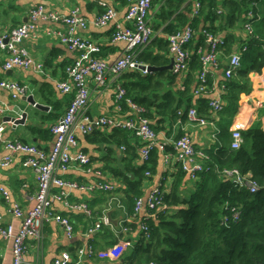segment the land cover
<instances>
[{
    "label": "crops",
    "instance_id": "crops-1",
    "mask_svg": "<svg viewBox=\"0 0 264 264\" xmlns=\"http://www.w3.org/2000/svg\"><path fill=\"white\" fill-rule=\"evenodd\" d=\"M164 1H153L148 13V23L153 27L156 38L162 36L167 39L169 34H165L163 30L165 24L158 17ZM128 2V0H0V32H8L25 23L28 20L29 12L37 5H42L48 11L62 16H67L72 10L77 9L80 17L85 20L86 26L78 28L76 32L81 38L98 43L100 54L97 57L112 64L126 50L125 43L113 41L111 38L116 29L122 30L127 27L124 17ZM258 2L253 4L257 14L264 13V6H259ZM195 3L196 0H192L188 12H182L187 18L186 23L182 25L183 28L190 26V19L195 17L193 14ZM103 5L112 8L115 17L106 26L97 27L93 22L95 17L102 13ZM208 24V22L203 24L202 21H199L198 28ZM214 25L217 26V22ZM64 29L65 24L61 21H38L35 29L36 35L23 40L19 45L27 51L36 65L41 66L39 69L19 67L10 70L4 69V62L9 58V53L0 49V78L14 81L25 87L24 91L16 95L15 98L10 91H0V123H7L0 142V156L10 153L4 148L5 141H18L36 146L47 153L50 152L54 142L50 128L64 115L73 97L70 92L63 94L59 91L57 83L66 82V67L71 65L78 56L76 52L70 51L60 42L57 33L63 32ZM217 34L224 40L227 38L228 43L231 42V50L229 53L223 54L222 47L220 48L219 66L210 69L206 78V85L209 80L210 86H207L208 89L203 92L195 93V90L193 92L194 105L200 98L207 100V109L199 113L200 117L206 119V125L201 126L188 121L181 127L177 124L170 129L166 121L163 127L167 132L171 130V133L166 135L164 131L156 132L159 141H173L177 129H181L183 134H187L191 138L195 149L201 151L209 146L212 148V144L216 143L219 146L229 145L232 131H240L243 135L250 128L264 129V68L259 76L237 78L238 81L246 85L247 88L244 91L228 87L227 80L231 78L226 79L224 76L230 55L239 54L241 59L243 49L246 50L244 44L248 33L241 24H238ZM203 42L207 49L205 39ZM226 48H229V44ZM167 57L169 64L164 67L165 69H168L169 65L172 67L169 51ZM138 72H126L123 76L117 77L118 79L107 75L105 84L101 87H97L94 81L89 78L87 80L88 115L121 122L125 117L130 116L129 107L125 102L123 104L127 110H123L122 104L120 111L117 110L115 86H120L125 90L123 84H129L133 80L132 75ZM128 73L129 75H127ZM141 75L143 74L141 73ZM235 75L236 72L233 76ZM211 102H219L221 110L212 113ZM16 111L26 113L23 124L14 125L12 122L3 121L6 117L18 119ZM148 120L150 124L154 125L149 118ZM220 123L222 129L217 126ZM113 129L117 128L104 129L97 126L90 134H77L78 150L88 156L89 168L71 164L65 172H59L57 175L62 179L80 184L110 183L115 186V190L104 192L96 188L90 192L65 191L68 196L61 197L60 200H51V213L68 219L72 235L68 237L64 228L52 219L46 221L41 240L34 242L28 239L25 242V264H52L61 253H67L72 264H125L124 258L129 249H132L134 244L140 240L146 241L140 232V226L146 214L144 212L136 214L133 209L132 215L126 216L122 201L124 200V187L113 172V170H124L129 164H141L132 156L134 154L132 151L137 153L140 142L130 131H123L125 129L113 131ZM127 157L131 158L130 162L126 161ZM24 158L23 154L15 153L12 162L7 167L0 168V190L7 191L10 198L7 202L0 194V223L3 226L12 225L15 230L19 221L11 213V204L17 203L26 213L32 207L37 185L33 171L22 166ZM177 169L178 166L175 163L168 165L162 163L159 153L151 177H145L142 182V196H147L159 186L168 192L173 182L172 175ZM97 171L100 172V176L95 174ZM194 180L196 179L185 177L182 187L179 189L183 196L188 197V193L195 189H193ZM60 192L61 189L53 187L51 196H58ZM80 202L88 206L91 211L90 217L70 208ZM179 208L170 206L169 210L173 213ZM102 215H106L107 220L109 215L111 222L102 223L100 228L94 231V226ZM132 225H135V228H132ZM88 247L91 248V252L83 255L78 261V251ZM11 263L10 244L0 238V264Z\"/></svg>",
    "mask_w": 264,
    "mask_h": 264
},
{
    "label": "trees",
    "instance_id": "trees-1",
    "mask_svg": "<svg viewBox=\"0 0 264 264\" xmlns=\"http://www.w3.org/2000/svg\"><path fill=\"white\" fill-rule=\"evenodd\" d=\"M257 1L260 0H196L199 11L189 22L195 35L184 44L189 53L188 73H173L169 68H164L169 64V59L167 39L162 36H154L140 51L138 60L156 70L144 76L140 72L135 73L133 80L123 86L126 97L145 109V116L154 124L150 125L155 132L164 131L168 135L171 130L167 132L163 127L166 121L170 129L177 124L181 127L188 122L187 111L190 108L197 106L198 116L200 111L207 109L206 99L196 100L195 105L193 102V92L199 85L198 74L201 70L197 49H206L204 32L218 36L217 33L228 28L238 24L245 28V24L249 23L250 31L245 28L248 33L244 44L246 50L242 51L236 75L227 80V86L244 91L246 85L237 78L262 74L264 17L261 13L257 14L253 6ZM191 3L192 0L163 2L158 17L165 24V34L183 28L187 18L182 12H188ZM199 21L209 24L198 28ZM223 41V54L229 53L231 42L228 43L227 38ZM207 86H210L209 80ZM122 108L127 110L123 103ZM118 130L123 129H113ZM183 133L177 129L174 140ZM243 137L245 143L239 149H232L229 142V145L209 146L201 150L207 155V160L204 169L193 181L195 189L188 193V197L179 192L188 175L178 166L163 201L169 207L180 208L145 221L150 237L146 241L136 242L129 249L124 258L125 264H264V129L250 128L243 133ZM166 150L171 151V146L168 145ZM132 152L134 160L136 158L139 162L136 151ZM158 158L157 149L152 148L149 166L129 164L124 170H113L124 187L122 201L126 216L132 215L135 200L142 196L145 171L150 170L152 174ZM126 161L130 162L131 158L127 157ZM224 169H236L240 174L248 175L257 183V192L251 194L245 187L238 188L230 180L222 178L220 174ZM231 206L237 207L240 212L237 221L231 218L228 210ZM224 218L227 220L224 221Z\"/></svg>",
    "mask_w": 264,
    "mask_h": 264
},
{
    "label": "built area",
    "instance_id": "built-area-1",
    "mask_svg": "<svg viewBox=\"0 0 264 264\" xmlns=\"http://www.w3.org/2000/svg\"><path fill=\"white\" fill-rule=\"evenodd\" d=\"M51 1V0H47ZM95 1V0H93ZM125 14L126 28L116 29L112 35L113 41L125 43V52L118 57L112 64L100 59V46L98 43L84 39L76 32L78 28H85L86 22L80 17L77 9L72 10L67 16L58 15L48 11L46 7L37 5L28 14L25 23L11 29L8 32H0V49L9 53V58L4 62V69L10 70L15 67L25 69H39L31 60L27 51L20 47L21 42L29 37L36 35V23L38 21L53 22L61 21L65 24V29L57 33L59 40L70 51L77 53V58L73 63L66 67V82L57 83V88L63 94L73 95L64 115L51 126L50 131L54 137V142L50 152L18 141H5L4 148L10 153L0 156V168L7 167L13 159V154L21 153L25 156L22 166L33 171L36 177V191L33 197L32 207L25 213L17 203L11 204V213L18 219V226L15 230L12 225L3 226L0 223V238L8 241L12 253L11 264H25L26 240L30 239L39 242L43 234L44 223L50 219L60 224L68 237L72 235V228L67 218L58 214L51 213V200H60L61 197L68 196L65 191L80 190L93 191L96 188L104 192H113L115 186L110 183L99 184H80L58 177L59 172H65L71 164H76L82 168H89L90 160L85 153L78 150L77 134H90L97 126L104 129L118 128L130 131L140 142L137 149L138 161L149 166L150 152L156 148L162 157V163L177 164L190 179H196L198 173L205 167L207 155L195 149L191 138L184 134L173 141H159L157 133L150 125L148 118L144 116L145 109L138 106L125 95V90L120 86H115V100L117 110L120 111L123 102L129 107L131 115L121 121L110 118H94L88 115L89 92L87 80L91 78L97 87L105 84L106 76L110 75L118 79L126 72L139 71L147 75L150 71L146 65L138 60V54L154 36V31L149 26L147 16L154 0H128ZM104 11L95 17L93 24L97 27H104L114 19L115 12L110 7L103 5ZM199 4L196 2L193 7L194 16L198 14ZM250 31V26L245 27ZM207 49L202 47L197 49V54L201 62V70L198 74L199 85L195 93L207 90L206 78L209 70L218 66L220 48L224 45L221 37L213 35L211 32H204ZM195 31L191 27L178 29L167 37L169 58L172 60L171 71L173 73H187L189 64V53L184 48L185 43L192 39ZM245 49H243L244 51ZM240 62L239 54H232L227 62L224 71L226 79L233 77ZM118 77V78H117ZM25 87L18 85L14 81H6L0 78V91L7 90L12 92L13 98L24 91ZM211 112L221 110L219 102H211ZM189 122L198 125H206V119L197 115L195 108L187 111ZM7 123H0V142ZM244 144V138L240 131H232L230 135V147L239 149ZM170 145L172 150L167 151ZM123 149V148H121ZM100 176V172L95 173ZM144 176L151 177L150 170L145 171ZM220 176L230 180L238 188L245 187L249 193L257 192L258 185L248 175H242L236 169H224ZM53 187L61 189L60 195L51 196ZM165 191L161 186L153 189L147 196L139 197L135 200L134 211L136 214L144 212L146 215L142 220L140 232L145 240L150 237L149 227L146 220L154 218L158 214L170 213L169 206L164 201ZM3 199L9 202L8 192L0 190ZM74 211H80L85 216L90 217L91 211L88 206L80 202L70 207ZM233 221L239 219V210L235 206L228 208ZM227 218H224L226 221ZM107 224L106 215H102L99 222L95 224L94 231H97L101 224ZM91 252V248L80 249L78 251V261L81 257ZM52 264H72L71 258L67 253H61ZM155 264V263H150Z\"/></svg>",
    "mask_w": 264,
    "mask_h": 264
},
{
    "label": "water",
    "instance_id": "water-1",
    "mask_svg": "<svg viewBox=\"0 0 264 264\" xmlns=\"http://www.w3.org/2000/svg\"><path fill=\"white\" fill-rule=\"evenodd\" d=\"M170 68H171V65H169V69ZM148 69H149V71L156 70L154 67H148ZM16 114L19 116L18 119H13L12 117H6L3 121L4 122H12L14 125L23 124L24 120L26 118V113H23V112H20V111H16ZM108 221L111 222L110 219H109V215H108Z\"/></svg>",
    "mask_w": 264,
    "mask_h": 264
},
{
    "label": "rangeland",
    "instance_id": "rangeland-1",
    "mask_svg": "<svg viewBox=\"0 0 264 264\" xmlns=\"http://www.w3.org/2000/svg\"><path fill=\"white\" fill-rule=\"evenodd\" d=\"M90 1H93V0H90ZM258 5L259 6H264V0H260L259 2H258ZM103 11H104V8H103ZM102 11V12H103ZM261 15H262V17H264V13H261ZM99 16V15H98ZM147 19H148V17H147ZM247 25H249V23H246L245 24V27L247 26ZM174 33V32H173ZM173 33H171V34H173ZM171 34H169V35H171ZM168 35V36H169ZM200 65H201V62H200ZM217 126L218 127H220L221 129H222V124L220 123V124H217ZM216 136H218V135H216ZM180 138V137H179ZM225 143V142H224ZM216 145H218V143H216L215 145L214 144H212V146H213V148L216 146Z\"/></svg>",
    "mask_w": 264,
    "mask_h": 264
},
{
    "label": "bare ground",
    "instance_id": "bare-ground-1",
    "mask_svg": "<svg viewBox=\"0 0 264 264\" xmlns=\"http://www.w3.org/2000/svg\"><path fill=\"white\" fill-rule=\"evenodd\" d=\"M151 6H152V4H151ZM150 9H151V7H150ZM150 9H149V10H150ZM147 17H148V16H147ZM49 21H51V20H49ZM147 21H148V19H147ZM52 22H53V21H52ZM148 24H149V23H148ZM149 26H150V24H149ZM150 27H151V26H150ZM151 28H152V27H151ZM152 30H153V29H152ZM113 34H114V33H113ZM113 34H112V35H113ZM213 35H216V34H213ZM148 44H149V43H148ZM148 44H147V45H148ZM147 45H146V46H147ZM230 57H231V56H230ZM230 57H229V58H230Z\"/></svg>",
    "mask_w": 264,
    "mask_h": 264
}]
</instances>
